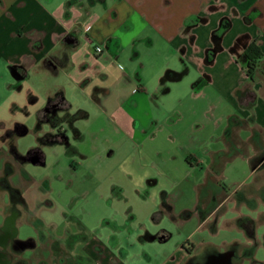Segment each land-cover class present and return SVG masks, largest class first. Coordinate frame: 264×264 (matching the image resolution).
Returning <instances> with one entry per match:
<instances>
[{"label": "crops", "instance_id": "crops-1", "mask_svg": "<svg viewBox=\"0 0 264 264\" xmlns=\"http://www.w3.org/2000/svg\"><path fill=\"white\" fill-rule=\"evenodd\" d=\"M222 23L226 27L217 33ZM251 43L261 51L252 80L244 70V51ZM95 46L101 52L96 53ZM244 90L255 93L254 103L246 107L238 101ZM42 97L45 103L35 110L32 124L12 121L9 126L0 119V159H8L12 143L16 153L10 181L27 203L16 226L27 221L40 239L29 237L34 246L26 249L30 255H21L26 264L34 257L37 264H124L129 254L117 256L97 239L79 234L49 237L45 229L56 227L46 225L38 212L49 190L47 175L57 173L48 162L57 155L46 149L55 146L79 164L101 148L111 156L117 143L133 147L135 154L129 152L123 162L141 163L135 171L145 181L144 198L151 194V211L159 220L168 216L177 226L196 220V228L216 232L223 204L233 201L250 209V201L241 196L264 189V182L233 190L219 183L227 163L236 158L249 166L255 181L263 173L264 0H0V102L18 107L20 99L32 104ZM55 99L64 104L55 117L66 129L67 143L51 139L58 125L39 118ZM30 132L37 134L35 142L20 148L19 138ZM174 142L175 147L169 146ZM138 147L144 148L141 157ZM34 148L41 150V162L20 165L15 157ZM148 153L158 159L159 170L142 165ZM174 153L188 175L200 174L192 187L194 201L178 209L174 203L185 194L170 184L178 179ZM27 166L42 168L47 178L32 174ZM20 178L35 187L21 188ZM5 194L0 188V221L6 212ZM242 216L250 217L239 215L235 224ZM63 226L70 227V221ZM171 236L166 228L144 225L138 243L144 252L149 249L145 243L165 242ZM178 248L185 252L179 258ZM178 248L175 253L165 250V259L156 264L201 263L207 255L223 252L210 244L202 252L193 243Z\"/></svg>", "mask_w": 264, "mask_h": 264}, {"label": "rangeland", "instance_id": "rangeland-1", "mask_svg": "<svg viewBox=\"0 0 264 264\" xmlns=\"http://www.w3.org/2000/svg\"><path fill=\"white\" fill-rule=\"evenodd\" d=\"M192 76L193 72L190 74V77ZM45 100L46 98L42 97L36 103L29 104L26 99H20L17 102L18 107L12 106L9 101L0 102V119L8 122L9 126L12 121H26L28 124H32L35 110L43 106ZM79 102L82 106L90 108L89 105ZM1 134L0 130V136ZM36 136V133L30 132V134L20 137L18 141L20 148L32 145ZM175 145H177L176 142L169 144L171 147H175ZM144 148L149 151V144H146ZM144 148H136L139 156ZM46 149L54 151L53 155H57L56 158H51L48 161L49 165L54 164V168L51 170L56 169L57 173L54 176L52 173L47 175L46 188L49 190L42 197V202L45 200V203L38 214L46 225H51V228L56 227L54 231L53 228L52 231L45 229L46 232L50 231V238L53 239V235L56 236L60 232L79 234L81 238H95L117 256H120L119 252L128 251L129 254L123 261L124 264H156L165 259V250L174 252L182 244L189 247L192 243L199 252H202L205 245L209 244L218 251L234 250L233 264H257L252 262L254 255L255 259L263 260L264 263V189L251 190L247 197L241 196L242 199L246 200L247 198V201H250L249 205L252 206L250 209L246 204L240 206L236 204L235 206L233 201L223 204L216 232H211L207 227L196 228L198 224L196 220H189L185 225L177 226L168 216L159 220L158 214L151 211V194L146 199L144 198L148 189L144 185L145 181L143 183L135 171V168L141 163L137 164L128 160L123 162V158L129 152L130 156L135 154L133 147L128 148V145L117 143L113 148L115 153L111 156H107V150L101 148L97 150L98 152L91 153L88 160L82 164L76 163L75 159L69 160L62 156L59 146ZM58 152L59 154H57ZM173 155L175 156L172 166L175 177L178 179L171 180L170 184L173 183L176 191L185 194L178 201H175L177 198L174 197V205L178 209L180 204H189L194 201L195 195L192 187L200 174L191 172L188 175L187 168L185 169L186 165L176 153ZM1 162L2 159H0V171H2ZM141 162L146 168L153 167L156 170L161 168L158 159L151 153H148L147 160ZM244 163L240 158L227 163L224 177L219 183L228 190H233L241 185L248 187L256 182L259 184L264 182L261 179L264 167L263 173L258 176L260 179L255 181V177L250 174L249 166ZM189 169L192 170L191 167ZM27 170L32 174H38L39 177L42 175H45L44 178L46 177L42 168L27 166ZM21 180L22 178L18 181L21 188L27 187L31 191L35 187L33 182L21 183ZM165 183L166 180L160 181L161 186ZM151 188L153 189V187ZM239 215H249L254 218L252 237L243 230L246 234L244 235L243 231L236 226L235 218ZM66 220L70 221V227L63 226ZM144 225L150 230L159 227L166 228L172 236L165 242L145 243V247L149 249H144L143 252L138 243V235L144 232ZM17 230V238L20 240L30 236H35L37 240H40L36 235V230L27 221H19ZM251 248L256 249L253 256L250 254ZM98 249L100 248L98 247ZM178 249L177 258L185 253L180 248ZM155 250L158 251V255H155ZM41 253L46 255L47 250H41ZM146 253L151 259L147 258ZM30 254L25 250L19 256ZM34 262L38 263L35 257L34 261L29 259L27 263L34 264ZM47 262L52 264L50 260ZM78 264L87 263L79 261Z\"/></svg>", "mask_w": 264, "mask_h": 264}, {"label": "flooded vegetation", "instance_id": "flooded-vegetation-1", "mask_svg": "<svg viewBox=\"0 0 264 264\" xmlns=\"http://www.w3.org/2000/svg\"><path fill=\"white\" fill-rule=\"evenodd\" d=\"M64 108L61 99L50 101L45 109L40 112L39 118L43 120L49 119L53 123L60 124L59 119L55 117V111ZM55 141L67 143L66 129H61L59 125L56 128L55 135L49 136ZM15 147L9 143L7 149V160L2 162V171L0 174V188L5 191L6 210L0 221V260L5 264H26L25 260L19 255L22 254L28 247H33L32 240L17 238L16 219L22 214L21 208H26L27 203L21 196L19 189L13 186L10 178L14 171L13 155L16 153ZM15 157V156H14ZM17 162L22 165L24 163H39L41 162L42 152L39 148L29 149L25 155L15 157ZM36 160V163L34 162Z\"/></svg>", "mask_w": 264, "mask_h": 264}, {"label": "trees", "instance_id": "trees-1", "mask_svg": "<svg viewBox=\"0 0 264 264\" xmlns=\"http://www.w3.org/2000/svg\"><path fill=\"white\" fill-rule=\"evenodd\" d=\"M225 27H226V24L222 23L221 28L219 29V31H217V33L224 30ZM244 56H245L244 70H245L247 77H249V79L252 80L255 70L259 66V60L261 58V51L255 43H251L245 49ZM238 101H239V104L243 107L249 106L253 104L255 101V93L251 90H244L239 95ZM77 115H80V113ZM253 221L254 220L248 216H242L238 218L237 225L240 228H242L249 236L252 237L253 232H254ZM250 252H251L250 254L253 255L254 248H251ZM252 258H253L252 262H255L257 264H264L262 260L255 259V257H252Z\"/></svg>", "mask_w": 264, "mask_h": 264}, {"label": "water", "instance_id": "water-1", "mask_svg": "<svg viewBox=\"0 0 264 264\" xmlns=\"http://www.w3.org/2000/svg\"><path fill=\"white\" fill-rule=\"evenodd\" d=\"M34 162L36 163V160ZM233 255H234V250L211 253L207 255V257L203 262L190 263V264H233L232 263ZM0 264H5V262L0 260Z\"/></svg>", "mask_w": 264, "mask_h": 264}, {"label": "built area", "instance_id": "built-area-1", "mask_svg": "<svg viewBox=\"0 0 264 264\" xmlns=\"http://www.w3.org/2000/svg\"><path fill=\"white\" fill-rule=\"evenodd\" d=\"M94 51H95L96 53L101 52V48H100L99 46H95V47H94Z\"/></svg>", "mask_w": 264, "mask_h": 264}]
</instances>
